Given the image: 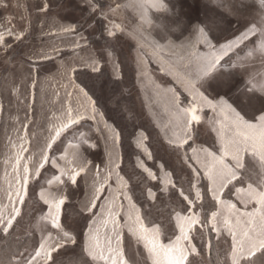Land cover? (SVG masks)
<instances>
[{
    "label": "snow or ice",
    "instance_id": "snow-or-ice-1",
    "mask_svg": "<svg viewBox=\"0 0 264 264\" xmlns=\"http://www.w3.org/2000/svg\"><path fill=\"white\" fill-rule=\"evenodd\" d=\"M216 2L219 4L222 0ZM85 3L90 9L88 19H95L96 13L108 19V14L104 12V6L99 0H85ZM259 3L264 9V0H259ZM134 6L145 10L142 12L145 23H151L147 18L148 8L166 10L163 0H136ZM9 7L8 0H0V9ZM49 7L48 0H43L38 11L47 13ZM121 7L122 5L117 3L115 8H109V12L115 15ZM11 20L9 14L0 18V48L3 49L0 55L7 56L9 63L14 60V47L6 42V38L19 42L28 32V28L24 31H15L9 26ZM221 20L222 17L220 19L213 17L205 21L202 26L195 25L190 35L179 44L172 39L161 44L150 35L141 32L136 38L133 33L137 45L135 64L138 79L145 76L148 71L150 61L145 57L150 51L152 60L161 65L162 71L167 68L183 93L190 98L185 104L182 94L174 88H168L165 93L174 117V123L169 129L172 131L169 144L174 145L176 149H185V145L192 142L183 155L184 163L191 169L187 189L183 183L177 185L173 180V173L166 171L163 164L159 165L160 174L157 175L145 165L139 155L136 157V166L147 176L146 180L141 176L138 183L146 190V198L153 202V206L172 190H176L182 201L186 202L185 208H173L170 213V222L175 221L179 234L167 244L160 243L161 229L152 221L150 213L142 214L141 209L134 203L135 191L133 186H130L131 178L125 179L120 174L123 157L118 143V130L104 120L103 113L99 111L92 97L77 83L79 68H87L93 73H99L103 67L101 60L96 57L85 59L76 52L81 48L80 42L85 40L84 35L78 31V26L58 25L59 31L56 35L75 34L77 37L68 45L73 52V56L68 60L61 58L63 51L61 44L50 43L21 62V67L27 65L29 70L21 77L19 84H13L7 103L16 107L18 112L21 108L27 111L23 123L18 115L10 117L20 127L13 129L15 140L9 137V144L15 150V154L4 161L6 166L11 168V173H8L6 168L7 188L0 187V232L6 237L11 234L14 221H17V217L21 215V208L17 207V204L26 202L30 192V182L34 181L40 187L39 200L47 206V212L41 219L50 221L56 234L53 235L51 231L47 235L41 233L38 246L34 242L31 250L27 247L22 252L0 249L4 251V259H0V264H57V257L69 253L71 256L68 264H101V262L124 264L122 230L125 227L136 237L138 243H144L152 264H192L190 256L199 252L194 243L197 224L201 226L199 231L208 235L206 243L201 236L202 243L206 247H211L212 233H215L218 241L224 239L225 243L227 237L231 238L230 251L227 253L225 264H264V196L253 201L250 195L254 191L264 190V83L257 87V84L250 80L249 84L252 86L249 88L245 85L247 91L236 88L232 82V77L236 73L229 70L230 67L233 69L236 67L235 62L229 63L231 59L229 53L257 32L264 37V17L261 19L262 27L246 28L233 39L224 37L225 43H220V38L214 35ZM118 31H123L121 24H112L105 28L107 37L111 39L117 37ZM51 34L44 33V35ZM259 51L264 52V38L259 42ZM141 53L144 55L142 56ZM164 53L175 57V60L165 61L161 58ZM106 54L114 77L120 79L122 73L119 61L111 50H107ZM248 54L252 55V52ZM54 59H58V68L50 79L56 83L57 88L63 89L64 95L61 97L60 92L53 89L52 95L57 101L48 100V92L41 87L40 96L49 103L60 102V116L56 117L54 114L48 120V127L45 129L47 134L41 133L44 138L42 144H38L39 151L32 152L27 147V143L30 139L39 141L35 130L39 126L34 112L36 99L34 89L40 83L38 61ZM177 64L186 67L195 64L196 71L182 75L175 71ZM28 81L31 82L29 87L32 92L22 91ZM209 81L215 85L211 90ZM222 90L223 94H221ZM29 96L32 99L31 103L28 102ZM4 107L5 100L0 94V119L3 118ZM205 109L212 114L208 117V121L213 126L212 131L216 133V143L211 146L195 144L199 136L195 125H199L204 119L202 114ZM85 120L92 121L95 130L106 133L107 163L103 170L99 165L95 166L97 170L94 174L91 161L86 160L78 148L72 152L71 158L68 157L67 152L58 158L48 155V151L63 132ZM29 125L33 126L31 134L25 131L22 135L20 128L26 130ZM134 139L136 147L149 160L153 159L152 153L146 147L148 135L141 129ZM79 144L91 149L98 146L84 132L79 134ZM217 146L218 152L214 150ZM189 150L191 156L188 155ZM249 157L258 160L259 173L249 175ZM48 161L58 170L59 175L41 182L38 178ZM112 178L116 180L115 189L108 183ZM80 179L84 181L85 192L84 199L77 202L78 215L85 223H77L68 229L61 223L62 208L67 207L66 202L71 200L72 189L79 187ZM203 180L208 181L207 193L202 190ZM148 181L156 183L149 185ZM236 183L241 185L246 183L247 186L236 187ZM45 184L47 187L44 186ZM229 185L235 188L236 198L244 205L243 211L230 200L222 199ZM105 186H107V195H102ZM207 194H210L220 207L217 211L211 212L206 219H201V213L196 211V207ZM5 197L7 204L3 202ZM121 197L127 202L126 204L121 202ZM253 202L256 206L248 211V206ZM200 206L203 207L202 204ZM97 208L99 211H95ZM121 216L123 223L118 219Z\"/></svg>",
    "mask_w": 264,
    "mask_h": 264
},
{
    "label": "rangeland",
    "instance_id": "rangeland-1",
    "mask_svg": "<svg viewBox=\"0 0 264 264\" xmlns=\"http://www.w3.org/2000/svg\"><path fill=\"white\" fill-rule=\"evenodd\" d=\"M10 7L7 9H0V18L6 14L11 15L12 20L9 25L15 31H24L28 28V32L22 41H15L11 38H6V42L12 44L14 47V55L11 63L8 62V57L0 55V94L3 95L5 100V107L3 110V118L0 119V187L7 188L5 170L11 173V168L7 167L4 163L9 156L15 154L9 144V137L15 140L13 129L20 127L10 117L19 116L21 123L24 122V114L27 111L21 108L18 112L17 108L7 103L11 95L13 84H19L21 77L27 74L29 70L27 65L21 67V62L34 54L38 49L44 48L50 43L61 44L63 51L61 58L68 60L73 56L70 46L71 42L77 39L75 34L71 35H56L58 33V25H77L78 31L81 32L85 40L81 41V48L76 52L80 57L88 59L91 56L101 60L103 67L99 73H93L87 68H79L77 73V83L81 87L88 85L93 91L95 98L99 99L103 107L97 106L100 112L103 113L104 120L108 124L114 126L119 134V147L122 154V161L120 163V174L125 179L130 180L135 191L134 203L141 209L142 214L150 213V218L156 226L161 229L160 243L167 244L169 240L175 239V235L179 234L178 229L175 227V221L170 222V213L173 208L181 209L186 207V202L178 196L176 190H172L169 195L162 197V200L155 202L153 206L152 201L146 198V190L138 183L141 176L147 179L146 173H143L137 165V155L145 163V165L152 169L157 175L160 174L159 165L163 164L165 170L173 173V180L179 186L183 183L185 189L188 187L187 181L191 177V169L183 161L184 151L190 148L185 145V149H176L174 145L169 144V137L172 136L171 128L174 123L172 110L169 106L168 96L165 94L168 88H174L177 92L182 94V99L185 104L188 103L189 97L179 87L173 75L170 74L165 68L161 70V65L152 60L149 54L145 57L150 62L148 64V71L145 76L138 79L136 69V38L142 32L144 35H150L161 44L172 39L177 44L180 43L185 37H188L197 24L203 25L205 21L217 17L222 20L219 28L214 35L217 36L220 43H225L224 37L233 39L235 35L246 28L256 26L262 27L261 19L264 17V9L260 7L259 0H222L217 3L216 0H163L166 5V10H158L157 8H148L147 18L151 23H145L142 19V12L145 10L134 6L136 0H99L100 4L104 6V12L108 14V19H105L100 13H96L95 19H88L90 9H88L85 0H48L49 10L47 13H41L38 8L42 6L43 0H8ZM122 5L118 9L117 14L113 15L109 12V8H115L116 4ZM87 20V23H85ZM112 24H121L123 31L116 33V38H108L105 28L110 27ZM91 25V27H90ZM95 29V30H94ZM238 30V31H237ZM44 33H52L51 35H44ZM135 33L136 38H134ZM264 38L259 32L250 36L248 40L244 41L233 52L229 53L230 64L236 63V67L229 68L230 71L236 74L232 77V82L236 88L244 89L245 85L250 88L251 80L257 84L264 83V52L259 51V42ZM111 42L109 43V40ZM216 43V41H213ZM218 46V45H217ZM107 50H111L119 61L121 70V78L116 79L113 75L111 64L108 62ZM201 50L203 47L201 46ZM0 52L3 49L0 48ZM252 52V55L248 53ZM11 55V53H9ZM143 56L144 53H141ZM165 61H174L175 57L169 56L164 53L161 57ZM59 59V58H58ZM58 59L38 61L39 66V80L40 83L34 89L35 92V119L39 128H36L39 141L30 139L27 147L32 152H38V144H42L45 129L48 127V120L55 114L56 117L60 116L61 103H49L47 100H42L40 96L41 87L48 92V100L57 101V98L52 95L53 89L60 92L63 97V89L57 88V85L50 77L56 73L58 68ZM226 60L228 57L225 58ZM175 71L180 74L190 73L196 71V65L192 64L191 67L177 64ZM28 84L24 85L22 91L32 92L33 90ZM210 90L215 87L212 81H209ZM87 91V89H85ZM236 89L234 88L233 91ZM223 94V90L221 92ZM259 95V92H257ZM94 101V100H93ZM28 102L31 103L32 99L29 96ZM204 119L195 128L199 134L195 144L211 146L216 143V133L212 131V124L209 123L208 117L211 112L205 109L202 114ZM92 121H81L78 125L69 128L63 132L59 139L52 145V149L48 151V155L60 157L66 152L68 157L77 148L82 156L91 161L92 173L96 172L97 165L103 170L104 165L107 163V145L105 144L106 133H101L92 125ZM255 123V120H253ZM167 126V127H166ZM143 130L149 137L146 142V147L152 153L153 159L149 160L136 147L134 138H137V132ZM21 134L25 131L31 134L33 126L29 125L28 129L20 128ZM84 132L98 146L94 149L88 148L86 145L79 144V134ZM43 133L44 135H41ZM215 151L218 152V146ZM28 153H25L27 155ZM188 155L191 156L190 150ZM249 175L252 173H259L260 167L258 160L251 157L248 158ZM41 176L38 178L43 182L46 178L51 179L54 175H59L56 168L52 167L50 161L45 163L44 169L41 170ZM83 175V174H82ZM202 175V173H201ZM91 183V180L89 181ZM115 189L117 187L115 178L108 182ZM149 185L155 184V181H148ZM235 183V182H234ZM79 187L73 188L71 193V200L66 202L67 207L62 208L61 223L70 229L77 223H85L80 220L78 201L84 199L85 186L83 179L79 181ZM208 181H202V190L207 193ZM47 187V185H44ZM246 187V183L241 185L236 183V187ZM55 190V189H53ZM155 190V189H154ZM40 187L34 181L30 182L29 196L26 197L24 204H17L21 208V215L14 221L13 228L10 230V235L5 236L0 232V248L7 244L10 240H16L20 237L28 236V246L31 250L33 243L38 246L41 233L47 235L49 231L56 234V230L52 228L50 221L42 220L41 217L47 212V206L39 200ZM144 192V196H142ZM175 193V194H172ZM102 195H107V186ZM253 201L258 200L264 196V190L254 191L250 193ZM224 200H230L236 204L237 208L241 211L244 210V205L236 198L235 188L229 185L225 189L222 196ZM3 202L8 203L5 197ZM121 202L123 201L121 197ZM203 205L201 207L200 205ZM255 203L248 206V211L255 207ZM216 201H214L210 194L205 196V199L197 205L196 211L201 213V219H206L210 216L211 212L219 209ZM99 211V208L95 209ZM123 223V216L118 217ZM197 232L201 226H195ZM227 237V233L224 234ZM208 235L199 231L196 239L194 240L199 252L192 254L190 259L192 264H208L211 262V249L214 247L218 249L217 253L220 254L221 263L225 264L227 253L230 251L231 238L227 237V243L224 239L217 240L215 233L211 235V247L204 246ZM122 248L124 264H152V259L148 251L144 247V243L137 242L128 229L125 227L122 230ZM71 253L57 257V262L67 260L70 258ZM103 264V262H101Z\"/></svg>",
    "mask_w": 264,
    "mask_h": 264
},
{
    "label": "trees",
    "instance_id": "trees-1",
    "mask_svg": "<svg viewBox=\"0 0 264 264\" xmlns=\"http://www.w3.org/2000/svg\"><path fill=\"white\" fill-rule=\"evenodd\" d=\"M84 88L87 89L88 94L92 97V99L96 103V106L103 107V105L100 104L99 99L95 98V95L93 91L90 89V87L88 85H85ZM197 233H199V229ZM26 237L27 239L25 237H20L19 239L16 238V240H10L11 238H9L7 244H5L0 249H4L5 251H21L22 252L24 251L25 247H27L29 244L28 236ZM217 251L219 250L214 247L211 249V253H210L211 262L208 264H223L221 263L220 254L217 253ZM0 259H4V251H0ZM68 262H69V258L67 260L60 259V261H58L57 264H68Z\"/></svg>",
    "mask_w": 264,
    "mask_h": 264
}]
</instances>
